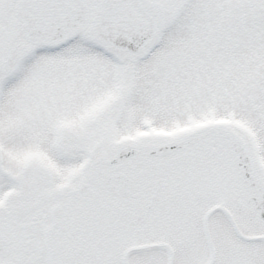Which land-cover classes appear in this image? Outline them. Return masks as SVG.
<instances>
[{"label":"snow or ice","instance_id":"6c2138e0","mask_svg":"<svg viewBox=\"0 0 264 264\" xmlns=\"http://www.w3.org/2000/svg\"><path fill=\"white\" fill-rule=\"evenodd\" d=\"M0 264H264V0H0Z\"/></svg>","mask_w":264,"mask_h":264}]
</instances>
